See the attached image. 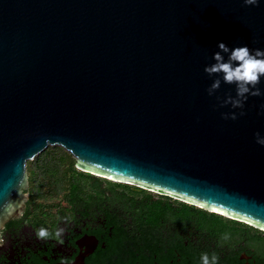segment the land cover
Listing matches in <instances>:
<instances>
[{
    "label": "water",
    "instance_id": "obj_1",
    "mask_svg": "<svg viewBox=\"0 0 264 264\" xmlns=\"http://www.w3.org/2000/svg\"><path fill=\"white\" fill-rule=\"evenodd\" d=\"M218 41L264 48V0H0V228L26 200V162L59 147L264 233V96L221 117L240 110L216 99L234 85L207 93Z\"/></svg>",
    "mask_w": 264,
    "mask_h": 264
},
{
    "label": "flooded vegetation",
    "instance_id": "obj_2",
    "mask_svg": "<svg viewBox=\"0 0 264 264\" xmlns=\"http://www.w3.org/2000/svg\"><path fill=\"white\" fill-rule=\"evenodd\" d=\"M95 189L85 196L88 199L73 205L65 201L51 214L37 213L25 200L18 215L0 228V264H202L194 254L204 252L217 254L218 264L264 263V253L248 236L228 244L217 242L194 227L192 204L165 192L117 188L116 192L140 201L134 203L116 200L110 186ZM40 227L50 233L64 228L63 243L38 239Z\"/></svg>",
    "mask_w": 264,
    "mask_h": 264
},
{
    "label": "clouds",
    "instance_id": "obj_3",
    "mask_svg": "<svg viewBox=\"0 0 264 264\" xmlns=\"http://www.w3.org/2000/svg\"><path fill=\"white\" fill-rule=\"evenodd\" d=\"M262 0H243L246 6H258ZM217 51L212 53L213 63L207 64L204 71L213 77L212 83L207 88L209 96H214L222 83L235 86V95H226L223 99L216 96L219 105H230L236 111L222 112L223 119H237L238 115H244L245 102L249 96H264V88L259 87L264 79V48H249L247 44L229 46L223 41L217 42ZM260 114H264V103L259 106ZM257 144L264 146V134L259 131L255 134ZM64 228H57L55 233L45 227H40L36 235L38 239L55 238L63 243ZM222 240L230 239V233L225 232ZM219 256L213 253L211 256L204 252L201 254L202 264H218Z\"/></svg>",
    "mask_w": 264,
    "mask_h": 264
},
{
    "label": "trees",
    "instance_id": "obj_4",
    "mask_svg": "<svg viewBox=\"0 0 264 264\" xmlns=\"http://www.w3.org/2000/svg\"><path fill=\"white\" fill-rule=\"evenodd\" d=\"M58 150L62 153V156H70L69 154L64 153L61 149H58ZM42 156H49V155L44 154ZM75 164H76V161H75ZM46 172L49 173V175L52 178H54L53 174H50V171L48 168L46 169ZM65 175H68L69 177V181H68L67 189H66L65 201L69 202L72 205L78 201H83V200L88 199L85 196L94 194L96 192L95 188L97 186L99 187L102 184V182L99 180L98 177H95L89 173L76 170L73 163L68 166L67 171H65ZM107 182L110 183V181H107ZM111 183H113V186L109 185L111 187V191H112L111 193L116 200L124 198L125 200L131 201L134 203L140 202L135 197H129L126 194L116 192L117 188L128 187L127 184H123L125 186H120L121 183H117V184L115 182H111ZM143 200H147L148 202L151 201L150 197H145ZM132 205L136 206V204H132ZM152 206L154 205L152 204ZM192 207H193L191 211L192 221H193L194 227H196L199 231H205L213 239H217L218 240L217 242L219 243L222 242L225 244H228L242 236H248L249 239H252L256 243L257 250L259 252L264 253V236H261V234L256 233V232L252 233L250 230H246L244 227H241V225L240 226L237 225L236 222H234L233 220L226 219L216 214L207 213L195 206H192ZM225 232L230 233V239L227 241H224L221 239L222 235ZM201 254L202 253L194 254V258L202 262ZM260 263H262V261L259 260L258 264Z\"/></svg>",
    "mask_w": 264,
    "mask_h": 264
},
{
    "label": "rangeland",
    "instance_id": "obj_5",
    "mask_svg": "<svg viewBox=\"0 0 264 264\" xmlns=\"http://www.w3.org/2000/svg\"><path fill=\"white\" fill-rule=\"evenodd\" d=\"M58 149L61 148L48 147L34 160L26 162L25 173L28 183L26 200L29 207L36 209L37 213H43L46 210L51 214L62 206L69 181L65 171H67L70 164L73 163L76 170L84 172L75 166V160L71 156H62ZM61 150L66 153L63 149ZM44 154L49 156H42ZM47 168L54 178L46 172ZM99 180L105 186H113V183H108L102 178H99ZM120 186L125 185L120 184Z\"/></svg>",
    "mask_w": 264,
    "mask_h": 264
},
{
    "label": "built area",
    "instance_id": "obj_6",
    "mask_svg": "<svg viewBox=\"0 0 264 264\" xmlns=\"http://www.w3.org/2000/svg\"><path fill=\"white\" fill-rule=\"evenodd\" d=\"M128 185H129V186L136 187V188H142V189H144L143 187L138 186V185H135V184H132V183H129ZM149 190H151V189H149ZM151 191H153V190H151Z\"/></svg>",
    "mask_w": 264,
    "mask_h": 264
}]
</instances>
